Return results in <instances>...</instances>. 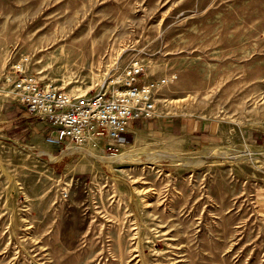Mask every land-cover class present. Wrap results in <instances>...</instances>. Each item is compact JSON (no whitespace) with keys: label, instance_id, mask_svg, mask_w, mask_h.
<instances>
[{"label":"rangeland","instance_id":"1","mask_svg":"<svg viewBox=\"0 0 264 264\" xmlns=\"http://www.w3.org/2000/svg\"><path fill=\"white\" fill-rule=\"evenodd\" d=\"M135 62L117 151L12 119L16 65L89 96ZM0 264H264V0H0Z\"/></svg>","mask_w":264,"mask_h":264},{"label":"built area","instance_id":"2","mask_svg":"<svg viewBox=\"0 0 264 264\" xmlns=\"http://www.w3.org/2000/svg\"><path fill=\"white\" fill-rule=\"evenodd\" d=\"M142 73L140 63H132L110 85L89 96L49 88L17 65L3 77L10 85L9 96L28 115L49 124L46 143L78 146L99 140L112 153L123 144L122 136L135 122L156 116L152 88L149 83L140 82Z\"/></svg>","mask_w":264,"mask_h":264},{"label":"crops","instance_id":"3","mask_svg":"<svg viewBox=\"0 0 264 264\" xmlns=\"http://www.w3.org/2000/svg\"><path fill=\"white\" fill-rule=\"evenodd\" d=\"M12 111L13 110H10V113ZM12 116H13V118H12L13 120H20L22 118H25V123L29 127V130H31L30 131L31 136L33 138H38V139L42 140L43 144L48 146L47 151L52 149V147L58 146V145H52V144L46 143L44 141L45 135H47L51 131V128L46 121H41V120H38L34 117H31L25 111L20 113V114H13Z\"/></svg>","mask_w":264,"mask_h":264},{"label":"bare ground","instance_id":"4","mask_svg":"<svg viewBox=\"0 0 264 264\" xmlns=\"http://www.w3.org/2000/svg\"><path fill=\"white\" fill-rule=\"evenodd\" d=\"M61 50H62V48H61ZM62 52V51H61ZM82 150H83V148L82 147H80V146H76V147H65L64 149H63V151H62V153H61V155L62 154H64V153H67V152H69V151H81L82 152ZM134 154H127V153H123V152H121V153H119V152H117V153H114V155H112V156H109V157H106L107 159H108V161H120V162H124V161H128V160H131V157L133 156ZM51 156H53L54 158H56L54 155H51ZM97 156V155H96ZM60 157V156H59ZM98 157V156H97ZM102 157V156H101ZM100 158V157H99ZM103 158H105V157H103ZM105 158V159H106ZM105 161V160H104Z\"/></svg>","mask_w":264,"mask_h":264}]
</instances>
